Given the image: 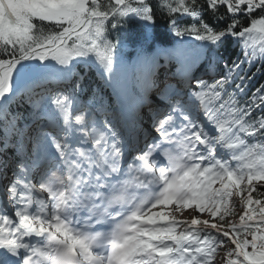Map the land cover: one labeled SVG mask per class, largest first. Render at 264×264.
Segmentation results:
<instances>
[{
  "label": "snow or ice",
  "instance_id": "6c2138e0",
  "mask_svg": "<svg viewBox=\"0 0 264 264\" xmlns=\"http://www.w3.org/2000/svg\"><path fill=\"white\" fill-rule=\"evenodd\" d=\"M257 75L264 0H0V264H264Z\"/></svg>",
  "mask_w": 264,
  "mask_h": 264
},
{
  "label": "trees",
  "instance_id": "16d2710c",
  "mask_svg": "<svg viewBox=\"0 0 264 264\" xmlns=\"http://www.w3.org/2000/svg\"><path fill=\"white\" fill-rule=\"evenodd\" d=\"M242 22L247 24V20H244ZM149 34L150 36H155L156 38L155 43L159 46H167L170 43L174 42L175 39H177L171 35H165V28H164L163 20L158 21L157 25L155 26V29L150 31ZM126 51H130V49H127ZM238 52H239V49L236 46H234L231 41L229 42L228 46H226L225 49H222L223 56L226 59H230L232 56L237 55ZM218 71L221 72L222 74L223 68H218ZM255 71H256V66H253L251 72H249V75H251ZM101 83L102 81H100L97 76L95 75L90 76L89 84L91 86H96ZM261 83H264V75H257L252 81V84L250 85L249 95H251V92L254 91L255 88L258 87ZM253 195L255 196L256 194L254 193Z\"/></svg>",
  "mask_w": 264,
  "mask_h": 264
},
{
  "label": "rangeland",
  "instance_id": "374dc122",
  "mask_svg": "<svg viewBox=\"0 0 264 264\" xmlns=\"http://www.w3.org/2000/svg\"><path fill=\"white\" fill-rule=\"evenodd\" d=\"M189 211H190V210H189ZM187 212H188V211H186V212H185V214H184L185 216H187V215H188V213H187ZM240 212H241V209H240L239 207H237V208H236V213H237V216H236V217H232L231 219L238 220V214H240ZM202 218H207V217H206V215H205V216H204V217H202ZM229 247H231V245H229ZM221 254H222V253H221Z\"/></svg>",
  "mask_w": 264,
  "mask_h": 264
},
{
  "label": "bare ground",
  "instance_id": "6f19581e",
  "mask_svg": "<svg viewBox=\"0 0 264 264\" xmlns=\"http://www.w3.org/2000/svg\"><path fill=\"white\" fill-rule=\"evenodd\" d=\"M188 213V212H187Z\"/></svg>",
  "mask_w": 264,
  "mask_h": 264
}]
</instances>
